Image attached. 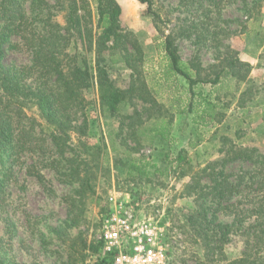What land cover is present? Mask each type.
Returning a JSON list of instances; mask_svg holds the SVG:
<instances>
[{
    "label": "trees",
    "instance_id": "obj_1",
    "mask_svg": "<svg viewBox=\"0 0 264 264\" xmlns=\"http://www.w3.org/2000/svg\"><path fill=\"white\" fill-rule=\"evenodd\" d=\"M139 1L148 6V13L155 20L159 18L152 9L153 0ZM180 1L201 9L202 16L196 22L178 25L176 37L208 35L217 46L221 44L219 35L227 36L229 33L219 23L222 10L227 3L239 0ZM240 1L250 10L259 8L264 2ZM122 13L118 0H97L95 12L90 0H54L53 3L49 0H0V161L5 155L17 162L27 153L48 154L54 151L49 166L63 170L70 182L92 190L90 181L97 179V171L103 172L106 166L103 161L94 159L91 154L94 148L86 142L90 141L92 125L97 122L90 117L93 102L86 95L91 88L97 90L100 116L117 119L119 137H124L127 122L128 139L135 144L132 150L143 146L144 141L150 145L155 140L172 145L173 112L183 115L194 111V125L208 126L222 122V113L218 111L220 103L202 98V93H198L201 98L197 103L191 99L195 97V85L202 82L217 85L231 76L238 89L249 82L252 65L238 56H229L220 61L221 69L214 73V78L201 77L200 70L195 71L198 76L195 78L187 70L189 65L181 63L172 31L164 41L165 57L170 72L186 79L190 96L187 104L178 105L179 100H173L167 105L158 100L142 75L145 52L137 34L123 27ZM14 38L18 40L13 42ZM8 45L11 49L28 52L32 60L20 66H7L5 48ZM118 63L131 71V80L125 86L119 85L111 76L112 68ZM251 88L240 90L239 97L234 98L240 101ZM138 99L142 101V106L136 102ZM124 105H132V111L122 113ZM195 105L199 107L196 109ZM33 109H36L38 117L28 114ZM73 141H77L78 148H73ZM123 145L126 146V143ZM258 152L256 146H238L231 137L224 136L219 149L223 157L193 170L197 176L188 188L190 194L203 201L196 211L189 214L187 222L196 243L199 241L209 258L207 264H217L216 261L225 259V247L232 240V225L214 221L219 212L233 216L239 225L246 221L249 214L257 215L261 222L253 227L259 230L254 232V246L246 249L243 256L231 264H264V259L255 263L252 257L262 248L264 251V163L257 157ZM236 160L263 163L259 172L252 176L258 178L259 193L253 198L256 200L253 206L250 205L253 200L245 196L236 199L248 187L242 184L245 176L239 175L233 181L223 169L222 165L226 162ZM163 162L166 165L160 167L144 156L134 158L129 161L127 175L135 180L156 172H166L170 168L183 170L182 175H187L188 168H193L191 156L184 147L176 154L165 153ZM150 168L154 170L150 171ZM2 169L5 172L0 186L10 177L9 168ZM35 175L43 181L42 173L35 171ZM4 203L0 187V210ZM107 210L108 206L102 209L100 226ZM79 240L78 246L74 239L69 244L72 264H111L112 257L104 251L100 240L90 246L81 237ZM87 250L94 254L101 250L104 256L88 263Z\"/></svg>",
    "mask_w": 264,
    "mask_h": 264
},
{
    "label": "rangeland",
    "instance_id": "obj_2",
    "mask_svg": "<svg viewBox=\"0 0 264 264\" xmlns=\"http://www.w3.org/2000/svg\"><path fill=\"white\" fill-rule=\"evenodd\" d=\"M90 1L95 12L97 0ZM118 1L123 11V27L137 34L145 52L142 75L158 100L167 105L173 100H179L178 105L187 104L190 96L186 79L170 72L165 57L164 41L172 31L181 63L189 65L187 70L195 78L198 77L195 71L200 70L201 77L212 79L214 73L221 69L220 61L225 57L238 56L242 59L241 52L249 50V45L260 48L264 44V2L255 10L243 6L240 0L227 3L219 23L229 33L227 36L219 35L221 44L217 46L208 35L176 37L178 25L196 22L202 16L201 9L198 10L194 5H184L180 0H153L152 9L159 15L155 20L148 13V6L139 0ZM29 6L30 2L27 8ZM58 19L62 21L61 16ZM17 40L14 38L13 42ZM5 49L7 66H20L32 60L26 51L11 49L9 45ZM262 58L264 60V51ZM193 64H196L195 67ZM261 73L255 71L252 77L250 73L249 82L238 89L231 76L225 77L217 85L198 83L194 87L195 97L191 99L197 103L201 98L198 93H202V98L220 103L218 111L222 113V122L208 126L194 125V111L183 115L173 112L172 145L159 140L151 145L144 141L143 146L137 147V150L131 149L135 144L128 139L127 122L123 127L124 137H119L117 119L100 116L97 90L89 89L86 95L93 102L90 117L97 122L92 125L90 141L86 142L94 148L91 150L94 159L103 161L106 169L103 172L97 171L98 178L90 181L91 190L81 187L77 182H70L63 170L49 166L54 151L48 154L27 153L17 162L13 161V157L5 155L0 161V179H3L5 172L3 167L9 168L10 177L0 186L5 197L0 210V264H72L70 241L74 239L78 246L81 237L89 246L98 243L101 212L108 206L107 199L113 193L130 201L139 217L151 218L164 229L162 241L168 244L170 264H207L209 258L199 241L196 243L187 222L189 214L197 210L203 199L190 194L188 187L197 176L193 170L208 161L223 157L219 149L224 136L231 137L238 146L258 147L257 157L263 159L264 163V112L258 105L259 101L264 100V71ZM130 74L131 71L122 63L116 64L111 70V76L121 86L130 82ZM247 87L252 88L244 98L240 101L234 98L239 97L240 90ZM136 102L142 106L141 100ZM195 107L197 109L199 106ZM131 111L132 105L121 108L124 114ZM28 114L38 117L36 109ZM76 143L73 141V148H78ZM182 147L187 149L192 159L193 168H188L187 175H182L183 170L170 168L148 177L129 179L128 164L132 159L144 156L162 167L166 165L163 162L164 154L169 151L176 154ZM263 163L236 160L222 165L233 181L239 175L245 176L242 184L248 187L236 199L245 196L253 200L250 205H255L254 197L259 195L258 178L252 176L259 172ZM35 171L42 173L43 181L39 180ZM206 204L210 205L209 202ZM250 205L247 206L252 207ZM214 221L230 224L233 228L232 240L225 247L226 258L215 263L231 264L233 260L242 257L246 249L254 246V232L258 233L259 230L253 227L261 222L256 214H249L241 225L234 221L233 216H225L220 212ZM85 255L88 263H94L104 253L100 250L94 254L87 250ZM252 257L255 263L262 261L263 248Z\"/></svg>",
    "mask_w": 264,
    "mask_h": 264
},
{
    "label": "built area",
    "instance_id": "obj_3",
    "mask_svg": "<svg viewBox=\"0 0 264 264\" xmlns=\"http://www.w3.org/2000/svg\"><path fill=\"white\" fill-rule=\"evenodd\" d=\"M108 210L99 230V240L111 264H170L164 229L158 222L139 217L130 201L118 194L108 197Z\"/></svg>",
    "mask_w": 264,
    "mask_h": 264
},
{
    "label": "crops",
    "instance_id": "obj_4",
    "mask_svg": "<svg viewBox=\"0 0 264 264\" xmlns=\"http://www.w3.org/2000/svg\"><path fill=\"white\" fill-rule=\"evenodd\" d=\"M260 48H257L256 46L249 45V50L242 51V60L249 62L252 65V74L256 71L257 74H262L261 72L264 71V60L261 59V54L264 51V44L259 46ZM255 52V53H254ZM256 75V74H255ZM259 109L263 110L264 112V100H261L258 102ZM256 112V111H255Z\"/></svg>",
    "mask_w": 264,
    "mask_h": 264
}]
</instances>
